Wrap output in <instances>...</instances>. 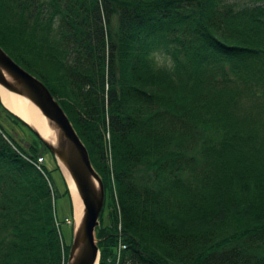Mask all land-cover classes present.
I'll use <instances>...</instances> for the list:
<instances>
[{"label": "trees", "instance_id": "trees-1", "mask_svg": "<svg viewBox=\"0 0 264 264\" xmlns=\"http://www.w3.org/2000/svg\"><path fill=\"white\" fill-rule=\"evenodd\" d=\"M0 46L102 179L99 264H264V0H0ZM34 135L0 123V264L68 256V188Z\"/></svg>", "mask_w": 264, "mask_h": 264}, {"label": "water", "instance_id": "water-1", "mask_svg": "<svg viewBox=\"0 0 264 264\" xmlns=\"http://www.w3.org/2000/svg\"><path fill=\"white\" fill-rule=\"evenodd\" d=\"M0 85L25 97L37 107L47 136L42 135L35 126L31 128L67 170L76 195L83 204L82 214L75 222L68 264H95L99 253L95 229L103 208L104 187L91 163L86 146L48 87L18 65L1 46Z\"/></svg>", "mask_w": 264, "mask_h": 264}, {"label": "rangeland", "instance_id": "rangeland-1", "mask_svg": "<svg viewBox=\"0 0 264 264\" xmlns=\"http://www.w3.org/2000/svg\"><path fill=\"white\" fill-rule=\"evenodd\" d=\"M160 60L163 61L162 59H160ZM0 103L2 105V107L0 106V123L3 126V128L6 130V132L9 133L18 142V144L20 146L24 147V148L29 147V144L31 145V144H34V143H39L38 139L35 138V135H34L35 133L32 130L29 129L30 127H33L34 125H32L30 122H29V124H31L32 126L25 125V124H23L21 122L20 123H17V120H16L15 117L21 119L22 121H24L26 123L28 121L27 120H24L21 116H19L18 114L12 112L10 109H8L6 106H4V104L1 102V99H0ZM10 112L13 113L12 114L13 116L11 114L9 115ZM44 146L48 149V147L45 144H44ZM48 151L51 153V151L49 149H48ZM51 154L48 153V154H45L44 155V157H45V164L49 168H53L55 162H57L56 164L59 167V170L61 172V176L64 179V181L66 182V186L68 188L67 191H68V194H69V201H70V205H71L70 206L71 207V211H70L71 212V216H67L66 218H64V216H63L64 214H62V216L60 215L62 218H64L65 221L62 222L61 221L62 218L59 217V219L55 220V222H56V225L55 226L58 229V232H60V234L64 237L65 241L68 242V243L70 242V246H71L72 239H73V233H74V230H75V228H74L75 227V222H76L75 221V215H74V212H75V209H76V202H75V199H74L72 190L70 188V185H69V183L67 181L68 179H67V177H66V175L64 173V170L62 168L63 166L60 164V162L56 158V156L53 153H51ZM53 157H54L55 161H54ZM38 160L40 162L43 161V160H41V158H39ZM66 172H67V170H66ZM54 176H55V174H54ZM48 182H49L50 187H51L50 188V190H51V197H52V201L51 202H52V205H53V204H55V199H54V195H55L54 194L55 193L54 192V186H52L53 184L50 181V179H49ZM73 186H74V184H73ZM103 187H104V185H103ZM74 188H75V186H74ZM76 197H77V195H76ZM77 199H78V197H77ZM78 200H76V201H78ZM79 201H78V203H79ZM104 205H105V189H104L103 208H102V210L100 212V216H99V219H98V225H100V224L101 225L106 224V220H107V207L104 208ZM63 206H64V203H63ZM118 228H120V227H118ZM118 228H117V230L119 231L120 229H118ZM96 239H97V237H96ZM96 242H97V245H98V239H97ZM70 246H69V250H70ZM68 256H69V251H68ZM68 256H67V259H66L65 264H68ZM99 260H100V250H99V253H98V262H97V264H99Z\"/></svg>", "mask_w": 264, "mask_h": 264}, {"label": "bare ground", "instance_id": "bare-ground-1", "mask_svg": "<svg viewBox=\"0 0 264 264\" xmlns=\"http://www.w3.org/2000/svg\"><path fill=\"white\" fill-rule=\"evenodd\" d=\"M0 99H1V102L4 104V106H6L12 112L21 116L24 120H27L32 125H34L36 127V129L42 135L47 136V131L45 129L46 127H45V124L43 122L42 116L40 115L37 107L31 101H29L28 99H26L25 97H23L19 94H16L14 92L7 90L2 85H0ZM65 114H66V112H65ZM75 132H76L77 136L79 137V139H81V137L78 134V132L76 131V129H75ZM81 141H82V139H81ZM83 144H84V142H83ZM62 168H63L64 173L68 179L67 181L70 185V188L72 190V193H73V196H74V199L76 202V209H75L74 215H75V221L77 222L79 220L81 214H82L83 205H82V203H80V201L76 197V192H75L76 190L73 186V182L71 181V179L68 175V172H66V169L64 167H62ZM76 200H78L79 203ZM95 237H96V231H95ZM97 262H98V260H97ZM97 262L95 264H97Z\"/></svg>", "mask_w": 264, "mask_h": 264}]
</instances>
